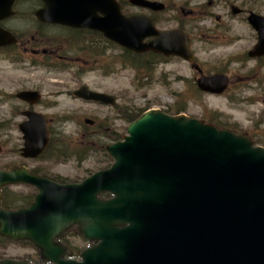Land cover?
I'll return each instance as SVG.
<instances>
[{
    "label": "water",
    "instance_id": "95a60500",
    "mask_svg": "<svg viewBox=\"0 0 264 264\" xmlns=\"http://www.w3.org/2000/svg\"><path fill=\"white\" fill-rule=\"evenodd\" d=\"M12 1L0 0V20L11 14ZM43 1L45 7L35 12L39 19H47L42 14L48 11L54 21L101 29L135 52L193 59L186 33L157 30L145 16H125L115 0ZM129 2L164 9L159 1ZM260 19L248 16L257 30ZM147 36L155 38L143 43ZM13 40L0 28V46ZM261 46L260 37L249 55L259 54ZM194 68L201 72L197 64ZM227 83L222 73L196 78L197 87L211 93H221ZM75 95L114 103L112 96L84 86ZM17 97L32 104L39 92L21 91ZM24 114L27 120L18 125L24 138L21 154L35 157L47 144V120L34 111ZM105 150L111 164L77 183H58L24 166L0 170V199L7 184L37 189L26 207L0 206V236L30 241L39 257L34 262L0 258V264H264V147L245 133L149 109ZM71 230L88 241L78 259L59 241Z\"/></svg>",
    "mask_w": 264,
    "mask_h": 264
},
{
    "label": "rangeland",
    "instance_id": "374dc122",
    "mask_svg": "<svg viewBox=\"0 0 264 264\" xmlns=\"http://www.w3.org/2000/svg\"><path fill=\"white\" fill-rule=\"evenodd\" d=\"M22 1V0H20ZM130 12L149 11L131 6L128 0H122ZM166 5V10L154 13L161 28L183 26L191 34L192 48L197 62L208 73L223 71L230 74V85L221 95L208 94L198 90L194 83L197 73L180 58H168L150 62L149 66L126 59L129 56L117 50L106 49L104 65L83 66L63 71L48 70L42 66H20L11 63V59L0 53V168L26 163L42 173L61 176L67 180H80L94 170L99 169L103 157L97 151V139L100 132L116 131L124 133L127 112L136 107L149 104L151 107H182L183 113L198 118L217 116L221 122L241 130L255 129L258 137L264 140V71L239 72L232 60L240 59L242 51L251 44L241 16H232L230 5H248L258 8L263 0H159ZM27 2V0H26ZM25 6H31L29 0ZM208 2L210 4L208 5ZM181 7L191 9L183 15ZM18 10L29 19V8ZM30 16V15H29ZM216 16L219 18L216 19ZM12 19L10 26L21 30L29 25ZM8 22V21H7ZM18 22V23H17ZM31 32L27 33L30 34ZM25 37V36H24ZM239 38V39H237ZM130 57V56H129ZM81 85L111 94L115 104L100 105L86 102L73 95ZM25 89H38L42 98L33 109L40 111L49 119L48 126L55 132L54 141H63L69 149L78 148L79 144L92 148L84 154V159L74 157L46 156L35 160L23 159L19 154L22 145L21 133L17 124L23 118L19 112L27 108L26 104L15 98V93ZM83 118H90L95 123L84 124ZM61 131L63 138L57 132ZM61 139V140H60ZM112 141V140H110ZM108 141V142H110ZM107 143V142H106ZM11 189L22 194L31 192L26 186H13ZM78 248L86 243L74 238ZM35 249L22 242L7 241L0 245V255L9 257H28L36 259Z\"/></svg>",
    "mask_w": 264,
    "mask_h": 264
},
{
    "label": "flooded vegetation",
    "instance_id": "af4514ba",
    "mask_svg": "<svg viewBox=\"0 0 264 264\" xmlns=\"http://www.w3.org/2000/svg\"><path fill=\"white\" fill-rule=\"evenodd\" d=\"M28 1L29 0H27V2ZM32 1L33 4L31 6H25L26 0L20 1L24 10L29 8L27 12L29 19H26V17L20 18L23 16L20 15L21 11L16 12V0L14 2L13 17L19 16L17 18L19 26L20 23H22V25L28 24L30 29H23L22 26H20L21 30H17L14 28L17 25L7 28L16 37L14 44L2 48L3 54L7 56V59H11V63H14L13 61H15L17 62L15 63L17 65L24 66L25 64H28L33 68L42 64L44 67L51 68L55 71L74 67L79 69L83 68V66L92 67L93 65H104L107 44L114 50H117V45L108 41L100 31L87 27H74L62 23L41 21L35 17L34 12L41 9L44 4L42 0ZM236 7L239 9L238 12L233 13L230 8L229 12L232 16H241L242 25L245 26L248 31L251 44L246 50L242 51L243 55L240 59L236 58L232 61L240 63L236 66V69L239 72L256 73L264 71V44L260 48V54L254 56L249 55V50L252 49L260 37L263 39L264 43V19L260 20L261 24L259 25V30H257L256 27H252L247 19L250 12L256 13L264 18V0L258 5L256 10L254 8H249V6H246L245 4L236 5ZM23 9L22 11H24ZM126 11L127 14L133 13L127 9ZM99 15L101 14L99 13ZM217 18H219V16H216V19ZM8 19L10 20L11 18ZM176 27H180V25ZM28 32L31 33L27 36ZM168 58H164V60H167ZM227 75L230 84V74L227 73ZM261 101L264 103V96ZM26 106L28 109H31V105ZM25 110L20 112V116ZM255 128L256 127L254 126V131H244L256 142L264 146V140L258 137L259 132Z\"/></svg>",
    "mask_w": 264,
    "mask_h": 264
},
{
    "label": "trees",
    "instance_id": "16d2710c",
    "mask_svg": "<svg viewBox=\"0 0 264 264\" xmlns=\"http://www.w3.org/2000/svg\"><path fill=\"white\" fill-rule=\"evenodd\" d=\"M130 53V52H129ZM129 55V54H128ZM125 56L126 59L131 61V58H133V62H136L138 64H142L140 67H145L144 65L149 66L150 62L152 61H157L155 55H147V56H143V55H134L131 56L129 55ZM145 108L143 107H136V109L134 111H128L127 112V117L126 120L127 121H131L133 120L136 116H138V114L143 111ZM175 111L174 112H179L180 110H183L182 107H174ZM170 111V110H169ZM171 112V111H170ZM216 117V116H215ZM217 118V117H216ZM54 135L52 136L51 141L49 142L44 154L47 157V159L49 160H53L56 157L58 158L59 156L62 157H74V159H78V160H83L84 159V154L90 152V150L92 148L87 147V146H82L81 144H79L78 148L75 149H69L68 145H65L63 143V141H54L55 138V132L54 131ZM58 136L57 138H63L61 131L57 132ZM98 137H104V139H97L96 143L98 144V148L97 151L99 153V155H101L103 157L102 162L106 163V165H108L110 163V158H108V156L105 153L104 150V145L106 144V142L110 141V140H115L118 139L120 137L119 132L116 131H106V132H100V134H98ZM43 154V155H44ZM3 192V197L1 200V205L5 208H16V207H20V206H25L27 205L31 200L32 197L34 195V192H29V193H25L22 194L18 191H12L10 190L8 187L3 188L2 190ZM7 241V239L5 238H1L0 237V245H2L3 243H5ZM27 244H30L29 242H25Z\"/></svg>",
    "mask_w": 264,
    "mask_h": 264
}]
</instances>
